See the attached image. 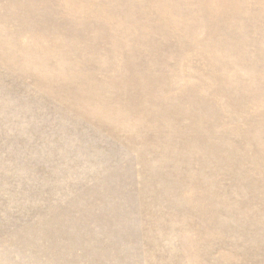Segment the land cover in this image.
I'll use <instances>...</instances> for the list:
<instances>
[{"label": "rangeland", "instance_id": "rangeland-1", "mask_svg": "<svg viewBox=\"0 0 264 264\" xmlns=\"http://www.w3.org/2000/svg\"><path fill=\"white\" fill-rule=\"evenodd\" d=\"M0 264H264V0H0Z\"/></svg>", "mask_w": 264, "mask_h": 264}]
</instances>
